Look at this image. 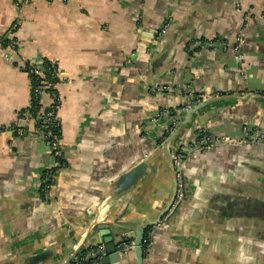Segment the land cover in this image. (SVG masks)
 <instances>
[{
    "label": "crops",
    "instance_id": "0c3cea01",
    "mask_svg": "<svg viewBox=\"0 0 264 264\" xmlns=\"http://www.w3.org/2000/svg\"><path fill=\"white\" fill-rule=\"evenodd\" d=\"M4 34L17 46L0 40V264H67L95 217L134 240L172 189L162 136L204 100L184 132L185 197L152 226L144 264H264V144L190 147L203 130L264 129V0H0ZM43 57L57 63L61 96L50 192V141L24 120L22 60ZM97 264L138 261L130 248Z\"/></svg>",
    "mask_w": 264,
    "mask_h": 264
},
{
    "label": "built area",
    "instance_id": "2783aa9c",
    "mask_svg": "<svg viewBox=\"0 0 264 264\" xmlns=\"http://www.w3.org/2000/svg\"><path fill=\"white\" fill-rule=\"evenodd\" d=\"M29 1V0H25ZM243 41L241 36L237 37L236 44L234 46L235 50L237 52H240L241 50V42ZM12 47L15 46V44H10ZM243 56L242 54H239ZM29 59L22 60V65L27 66ZM43 62V59H41L38 62H32L40 65ZM31 71H35L38 75L44 77V73L42 69L33 68ZM59 75V71H58ZM56 84L52 83L47 80L43 81V84L41 85H33L32 84V101L29 106V111H26L24 113V120L29 121H36L37 122V128L39 131L42 132V134L47 137L50 141L51 149H52V155L49 162L48 167L43 172L42 179H41V185L43 188H45V191L50 192L53 186L56 183L58 171L62 166V154H63V141L62 136L60 132H55L54 127L61 125L60 121L58 119V109L61 105V96L56 90ZM52 88V91L49 89ZM48 92L52 96V101L49 105H44L41 103V99L43 95ZM37 102V103H34ZM38 104H40V107H38ZM38 107V108H37ZM32 108L37 109V113H35V110H32ZM38 119V120H37ZM56 120V122H55ZM41 121V123H39ZM171 129V127L167 128V132ZM17 131L20 133L22 131V128L19 127ZM0 129V133H1ZM166 134V133H165ZM164 134V135H165ZM163 135V136H164ZM162 136V137H163ZM228 142V141H235L238 142H257L264 144V129L250 126L249 124H246L243 127V136L239 139L231 138L227 135H222L221 137L213 136L210 133L206 131H202V135L198 134L197 137L191 141L190 147L193 148L195 145L197 147H204L209 148L212 145H215L214 141H220ZM185 144L181 148L179 152L175 155V165L178 168V176H179V188L177 192L176 199L173 203V205L167 210L165 213L162 222H165L170 214L173 213V211L176 209V207L179 205V203L184 198V181L182 178V153L186 151ZM134 245V240L127 242L124 240V238H121L118 240L117 248L118 251L126 252L130 248H132ZM96 252V249H91L90 252L81 253L77 256H75L71 261H69L67 264H87L85 261H88V256H93Z\"/></svg>",
    "mask_w": 264,
    "mask_h": 264
},
{
    "label": "water",
    "instance_id": "95a60500",
    "mask_svg": "<svg viewBox=\"0 0 264 264\" xmlns=\"http://www.w3.org/2000/svg\"><path fill=\"white\" fill-rule=\"evenodd\" d=\"M208 103L209 101L204 100L197 107L195 106L193 108H190L191 106H189L190 111H186L187 115L185 117H178V119L182 122L177 125L175 124V120H173V126L161 139V149L165 153V156L167 157V160L172 170V189L170 190L169 196L162 209H160V211H158L154 217L145 216L141 218L140 223L135 229L134 245L132 249L136 253L138 264H144L145 255L143 250V239L146 229L149 226L161 224L165 213L173 205L176 199L179 188V176L178 168L175 165V155L181 150V148L185 144L186 135L184 134V132L187 129L188 122L193 113H197L202 107L206 106ZM214 143L220 144L222 142L220 140L214 141ZM101 219L102 217H95L92 223L89 224L88 228L84 231L85 236L81 238V242L77 247L75 253L73 254L72 259L81 253L90 252V250L94 248L96 249L95 254L93 256H88V260H94L92 264H97L100 259L107 262L108 259L119 257L121 251H118L117 248L118 241L117 239H115L110 225L107 222H102ZM105 228H109V231H104L103 229ZM93 230H97L98 234H92ZM94 237L97 239V241L94 240Z\"/></svg>",
    "mask_w": 264,
    "mask_h": 264
},
{
    "label": "trees",
    "instance_id": "16d2710c",
    "mask_svg": "<svg viewBox=\"0 0 264 264\" xmlns=\"http://www.w3.org/2000/svg\"><path fill=\"white\" fill-rule=\"evenodd\" d=\"M0 40H1V42H3L4 45H9V44H12V43L13 44L16 43L17 38L15 36L10 37L8 34H4V35L0 36ZM15 46H17V45L15 44ZM26 67L30 71L33 85H41V84H43L44 80H47V81L52 82V83H57L58 80H59V75H58V71L59 70H58V67H57V63L55 61L51 60V59H48L47 57H43V62L40 65H38L36 63H32L31 61H28ZM33 68L34 69L35 68L42 69L43 73H44V77L38 75L35 71H31V69H33ZM49 90L52 91V88L49 89ZM34 103H37V102L34 101ZM38 107H40V104H38ZM34 109H36V108H32V110H34ZM35 113H37V109L35 110ZM55 122H56V120H55ZM39 123H41V121H39ZM54 131L56 133L57 132L61 133V125H59L57 127L55 126L54 127ZM199 134L202 135V131ZM124 240L127 241V242H130V241H132V238L126 236V237H124ZM151 241H152V226L148 227L146 229V232H145V235H144L143 250L145 252H147ZM93 261L94 260L91 259V260L85 261V263L92 264Z\"/></svg>",
    "mask_w": 264,
    "mask_h": 264
},
{
    "label": "flooded vegetation",
    "instance_id": "af4514ba",
    "mask_svg": "<svg viewBox=\"0 0 264 264\" xmlns=\"http://www.w3.org/2000/svg\"><path fill=\"white\" fill-rule=\"evenodd\" d=\"M184 197H185V193H184ZM178 207V206H177ZM177 207H176V209H177ZM176 209L173 211V213L176 211ZM172 213V214H173ZM172 214H170V216L172 215ZM170 216L168 217V219L170 218ZM124 238V237H123ZM130 250V249H129ZM127 252V251H126Z\"/></svg>",
    "mask_w": 264,
    "mask_h": 264
}]
</instances>
